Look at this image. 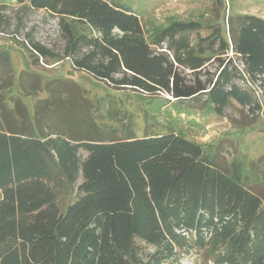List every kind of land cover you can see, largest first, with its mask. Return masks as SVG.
I'll list each match as a JSON object with an SVG mask.
<instances>
[{
	"label": "trees",
	"instance_id": "16d2710c",
	"mask_svg": "<svg viewBox=\"0 0 264 264\" xmlns=\"http://www.w3.org/2000/svg\"><path fill=\"white\" fill-rule=\"evenodd\" d=\"M16 2L58 16L65 58L97 80L176 100L205 94L218 115L231 103L264 112V18L230 14L226 34L216 16L145 29L114 0ZM5 22L0 12V31ZM28 49L51 55L38 42ZM15 109L17 118L0 120V264H173L190 254L199 264H264V186L244 181L239 163L221 164L175 129L34 134Z\"/></svg>",
	"mask_w": 264,
	"mask_h": 264
},
{
	"label": "rangeland",
	"instance_id": "374dc122",
	"mask_svg": "<svg viewBox=\"0 0 264 264\" xmlns=\"http://www.w3.org/2000/svg\"><path fill=\"white\" fill-rule=\"evenodd\" d=\"M114 1L122 6L131 5L140 15L145 29L150 24H164L170 17L207 20L216 16L215 20H219L226 34L223 23L226 25L230 14L246 13L264 18V0ZM22 8L16 0H0V12L6 19L5 28L0 31V60H4L0 64L7 67L0 72L2 123L5 122L1 115L3 112L13 118L18 117L15 106L20 104L34 134H39L43 128L45 133L76 138L91 130L93 134L104 135L116 130L119 134L141 137L175 129L201 144L208 154L216 155L221 164L239 163L243 180L248 184L264 186V112L252 116L246 109L231 103L224 116L216 117L206 107L209 103L205 94L196 97L200 99L198 102L176 100L163 92L149 94L97 80L74 68L70 63L74 57H69L70 60L65 58V37L58 24V16L44 9ZM206 34L207 30L201 32V35ZM33 42L49 49L51 55L42 58L31 52L28 45ZM87 49L84 47L78 55ZM215 65L214 62L209 64L210 71ZM9 75L10 82L5 80ZM34 77L39 78L34 87H20L21 79L27 81ZM47 86H50V91ZM256 94L258 97L259 92ZM168 103V108L162 110L161 107ZM37 104L41 118L38 123L35 122ZM193 107L206 111L199 113L191 109L186 114ZM78 153L81 157L87 154L82 148ZM65 195L61 194V203H64ZM173 264L199 262L195 255L190 254Z\"/></svg>",
	"mask_w": 264,
	"mask_h": 264
},
{
	"label": "crops",
	"instance_id": "0c3cea01",
	"mask_svg": "<svg viewBox=\"0 0 264 264\" xmlns=\"http://www.w3.org/2000/svg\"><path fill=\"white\" fill-rule=\"evenodd\" d=\"M237 105V104H236ZM211 111V110H210ZM197 112H199V113H201V112H203V110H201V111H197ZM212 112V111H211ZM212 114L213 115H215L216 117H220V116H224V112H223V114L222 115H218V114H216L215 112H212ZM201 118V117H200ZM199 120V118L197 119V121ZM201 123H203V121H201ZM194 124V123H193ZM196 125H198V126H200V124L199 123H197Z\"/></svg>",
	"mask_w": 264,
	"mask_h": 264
}]
</instances>
